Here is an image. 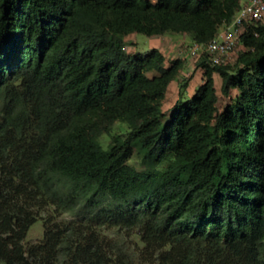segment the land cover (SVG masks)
<instances>
[{
	"label": "trees",
	"instance_id": "obj_1",
	"mask_svg": "<svg viewBox=\"0 0 264 264\" xmlns=\"http://www.w3.org/2000/svg\"><path fill=\"white\" fill-rule=\"evenodd\" d=\"M241 2L0 0V264H264V18L168 111L185 60L127 50L209 41Z\"/></svg>",
	"mask_w": 264,
	"mask_h": 264
},
{
	"label": "rangeland",
	"instance_id": "obj_2",
	"mask_svg": "<svg viewBox=\"0 0 264 264\" xmlns=\"http://www.w3.org/2000/svg\"><path fill=\"white\" fill-rule=\"evenodd\" d=\"M168 35L178 37L177 45L172 43V39H162L161 47L164 50L167 58V63H169L172 59L176 57H182L185 60L184 68L180 71L176 80H174L168 90L167 96L163 101V107L166 111H168L180 93L181 84L187 82L188 86L185 88L186 94L192 93L194 88L201 82L202 80V69L197 66L198 57L193 56L189 52V46L193 42L192 37L189 34L184 33H166ZM157 37L149 36L147 34L141 32H134L127 36V50L129 52L140 51L143 53H147L152 47L157 45ZM240 47L238 46L230 59L235 57L236 54L240 51ZM151 74V73H150ZM217 87L220 95L222 96L221 101L219 103V107H222L226 102L227 98L224 97L220 91V79H217ZM128 127L124 122L117 121L114 124L112 132H127ZM110 135L108 133H104L100 136V141L102 145L107 148L109 144ZM130 162L136 165L138 168H141V164L139 162V158L134 155L130 159ZM65 216H70L66 214ZM44 234V224L43 219L38 218L36 222H34L28 230L26 241H36L43 237Z\"/></svg>",
	"mask_w": 264,
	"mask_h": 264
},
{
	"label": "built area",
	"instance_id": "obj_3",
	"mask_svg": "<svg viewBox=\"0 0 264 264\" xmlns=\"http://www.w3.org/2000/svg\"><path fill=\"white\" fill-rule=\"evenodd\" d=\"M262 18H264V0H242L241 7L231 22L223 24L209 41H193L189 46V52L193 56L206 53L212 64H224L238 47L245 22Z\"/></svg>",
	"mask_w": 264,
	"mask_h": 264
},
{
	"label": "crops",
	"instance_id": "obj_4",
	"mask_svg": "<svg viewBox=\"0 0 264 264\" xmlns=\"http://www.w3.org/2000/svg\"><path fill=\"white\" fill-rule=\"evenodd\" d=\"M153 36H155V37H157V47H159L163 52H164V50L162 49V47H161V40L162 39H172V43H175L176 45H177V42H175V41H177L178 40V37H174V36H171V35H168V34H158V35H153ZM165 53V52H164Z\"/></svg>",
	"mask_w": 264,
	"mask_h": 264
}]
</instances>
